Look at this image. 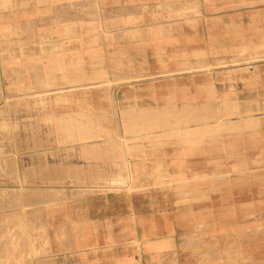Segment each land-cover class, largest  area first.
I'll return each instance as SVG.
<instances>
[{
  "label": "crops",
  "instance_id": "0c3cea01",
  "mask_svg": "<svg viewBox=\"0 0 264 264\" xmlns=\"http://www.w3.org/2000/svg\"><path fill=\"white\" fill-rule=\"evenodd\" d=\"M36 7L33 15L24 9L17 37L28 49L21 60L30 63L19 85L43 93L182 72L164 81L165 100L153 94L150 101L197 107L184 127L195 137L168 134L126 149L129 185L74 192L68 207L50 212L49 253L40 264H193L204 254L221 256L228 242L209 240L207 253V240L187 236L220 229L219 199L264 191V62L254 75L214 74L213 84L199 72L205 63L264 55V0H48ZM93 99L105 103L99 93ZM193 215L213 220L197 223Z\"/></svg>",
  "mask_w": 264,
  "mask_h": 264
},
{
  "label": "rangeland",
  "instance_id": "374dc122",
  "mask_svg": "<svg viewBox=\"0 0 264 264\" xmlns=\"http://www.w3.org/2000/svg\"><path fill=\"white\" fill-rule=\"evenodd\" d=\"M47 1L0 0V264H40V256L49 253L48 215L68 207L74 192L105 193L129 185L133 165L126 149L132 144L168 134L182 139L197 135L184 128L197 107L150 101L153 94L165 100L164 81L179 79L182 72L153 81L128 79L123 86L107 81V86L43 93L19 85L30 65L21 60L28 49L17 38L24 9L33 15ZM260 62L264 55L232 56L205 63L199 73H208L211 81L217 73V80H230L256 74ZM177 86L171 87L175 96ZM97 90L104 104L92 100ZM256 190L219 199L220 229H198L187 236L207 240V253L213 251L209 240L228 242L218 258L204 254L193 264H264V191ZM191 220L210 223L213 217L193 215Z\"/></svg>",
  "mask_w": 264,
  "mask_h": 264
}]
</instances>
